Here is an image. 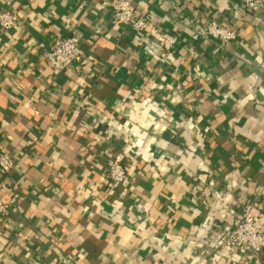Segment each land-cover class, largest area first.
<instances>
[{
    "label": "crops",
    "instance_id": "obj_1",
    "mask_svg": "<svg viewBox=\"0 0 264 264\" xmlns=\"http://www.w3.org/2000/svg\"><path fill=\"white\" fill-rule=\"evenodd\" d=\"M118 0H12L0 27V264H264L215 247L249 202L264 213V4L132 0L138 35L112 25ZM6 10L0 0V14ZM237 32L225 51L197 31ZM178 38L172 52L157 41ZM77 36L87 58L45 60ZM119 158L128 178L106 180Z\"/></svg>",
    "mask_w": 264,
    "mask_h": 264
},
{
    "label": "built area",
    "instance_id": "obj_2",
    "mask_svg": "<svg viewBox=\"0 0 264 264\" xmlns=\"http://www.w3.org/2000/svg\"><path fill=\"white\" fill-rule=\"evenodd\" d=\"M6 10L0 14V27L5 32L11 30L20 21V15L12 0H3ZM132 0H118L112 7V25L115 27H130L136 35L144 32L148 27V19L138 17L132 9ZM246 9L250 13H257L264 0H245ZM200 39L216 42L218 49L225 51L237 39V32L216 21L205 24L197 31ZM158 43L167 51L172 52L178 44L177 36L162 32L157 37ZM45 60L55 71L63 72L74 63H81L87 56L80 45L77 36L60 39L50 50L44 51ZM15 168V160L9 153L0 154V173L9 174ZM127 170L119 158L108 162L106 180L112 185H121L127 181ZM249 202L244 203L242 218L236 222L234 228L223 236L215 247L216 257H221L231 251L248 253L257 257L264 250V213H255ZM8 206L0 200V215H5Z\"/></svg>",
    "mask_w": 264,
    "mask_h": 264
}]
</instances>
